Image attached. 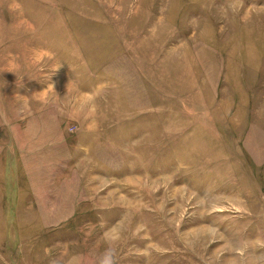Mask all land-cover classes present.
I'll return each mask as SVG.
<instances>
[{"label": "rangeland", "instance_id": "rangeland-1", "mask_svg": "<svg viewBox=\"0 0 264 264\" xmlns=\"http://www.w3.org/2000/svg\"><path fill=\"white\" fill-rule=\"evenodd\" d=\"M0 264H264V0H0Z\"/></svg>", "mask_w": 264, "mask_h": 264}]
</instances>
